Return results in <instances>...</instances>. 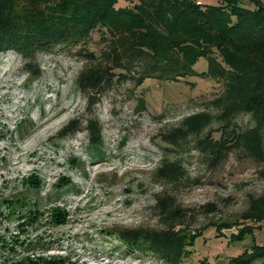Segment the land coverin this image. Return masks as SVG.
I'll return each mask as SVG.
<instances>
[{"label": "rangeland", "instance_id": "rangeland-1", "mask_svg": "<svg viewBox=\"0 0 264 264\" xmlns=\"http://www.w3.org/2000/svg\"><path fill=\"white\" fill-rule=\"evenodd\" d=\"M94 40L97 49L98 36ZM27 61L13 51L0 53V264H160L152 254L128 251L116 234L163 230L157 202L166 194L185 211V226L199 234L198 259L189 264H226L259 241L264 246V226L243 240L233 237L250 199L264 195V162L241 148L217 162L195 148V137L169 152L160 144L162 134L190 115L218 116L208 103L221 88L206 75V59L197 62L196 75L180 81L116 85L93 107L78 86L88 64L76 51L55 48ZM28 63L39 77L29 76ZM75 120L80 129L61 137ZM91 120L102 130L99 144L87 130ZM250 123L248 116L215 120L205 133L218 137L223 125L245 131ZM165 159L183 166L182 180L158 177ZM224 225L231 228L217 237L215 228Z\"/></svg>", "mask_w": 264, "mask_h": 264}, {"label": "trees", "instance_id": "trees-1", "mask_svg": "<svg viewBox=\"0 0 264 264\" xmlns=\"http://www.w3.org/2000/svg\"><path fill=\"white\" fill-rule=\"evenodd\" d=\"M255 1L260 4L256 9L245 0H217V4L194 0H0V53L13 51L27 61L55 48L76 51L88 64L78 77V86L88 94L92 107L116 85L131 82L139 88L148 79L180 81L194 76L197 62L206 59V75L221 88L208 103L218 116L202 112L184 118L179 127L161 135V146L169 152L195 137V148L217 162L240 148L264 162V7ZM96 36L99 48L93 49L90 44ZM26 67L32 78L41 75L32 64ZM139 98V109H143L146 102ZM238 116H248L252 126L241 131L237 125L232 130L223 125L217 130L218 137L213 131L205 133L215 120L230 123ZM80 126L79 120L72 121L60 136L73 134ZM87 130L91 142H102L98 121H89ZM184 176L178 161L165 159L158 171V177L171 182ZM18 204L26 207L20 199ZM157 209L166 225L163 230H123L117 232L118 240L130 252L154 255L160 264L193 263L198 259L194 249L199 234L185 226V211L169 194L159 196ZM239 225L240 234H233L237 240L264 226V195L250 199ZM224 227L231 228L217 226V237L225 235ZM259 242L226 264H264V246Z\"/></svg>", "mask_w": 264, "mask_h": 264}, {"label": "crops", "instance_id": "crops-1", "mask_svg": "<svg viewBox=\"0 0 264 264\" xmlns=\"http://www.w3.org/2000/svg\"><path fill=\"white\" fill-rule=\"evenodd\" d=\"M194 1H197L198 3H201V4H205V3L216 4V2H217V0H194Z\"/></svg>", "mask_w": 264, "mask_h": 264}]
</instances>
